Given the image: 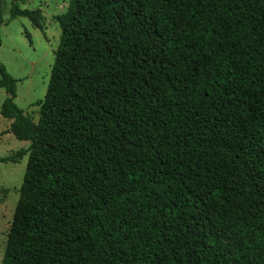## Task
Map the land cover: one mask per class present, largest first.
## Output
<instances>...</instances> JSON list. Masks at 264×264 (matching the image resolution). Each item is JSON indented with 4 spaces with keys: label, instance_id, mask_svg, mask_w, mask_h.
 Here are the masks:
<instances>
[{
    "label": "trees",
    "instance_id": "16d2710c",
    "mask_svg": "<svg viewBox=\"0 0 264 264\" xmlns=\"http://www.w3.org/2000/svg\"><path fill=\"white\" fill-rule=\"evenodd\" d=\"M18 1L8 21L40 29ZM54 20L36 123L0 63L29 142L0 158L28 156L1 264H264V0H69Z\"/></svg>",
    "mask_w": 264,
    "mask_h": 264
},
{
    "label": "rangeland",
    "instance_id": "374dc122",
    "mask_svg": "<svg viewBox=\"0 0 264 264\" xmlns=\"http://www.w3.org/2000/svg\"><path fill=\"white\" fill-rule=\"evenodd\" d=\"M12 1L0 0V63L17 80L15 105L36 123L38 103L46 93L59 45L60 28L54 17L66 11L69 0H19L20 9L42 12L40 29L34 28L25 18L8 21ZM5 97L4 90L0 89V108ZM10 124L11 121L0 115V158L15 156L29 145L9 133ZM27 161L28 156L24 155L15 163H0V264Z\"/></svg>",
    "mask_w": 264,
    "mask_h": 264
}]
</instances>
